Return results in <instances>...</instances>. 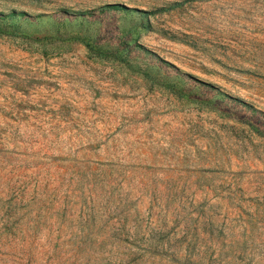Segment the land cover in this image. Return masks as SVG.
<instances>
[{
	"label": "rangeland",
	"instance_id": "obj_1",
	"mask_svg": "<svg viewBox=\"0 0 264 264\" xmlns=\"http://www.w3.org/2000/svg\"><path fill=\"white\" fill-rule=\"evenodd\" d=\"M0 264H264V0H0Z\"/></svg>",
	"mask_w": 264,
	"mask_h": 264
},
{
	"label": "trees",
	"instance_id": "obj_2",
	"mask_svg": "<svg viewBox=\"0 0 264 264\" xmlns=\"http://www.w3.org/2000/svg\"><path fill=\"white\" fill-rule=\"evenodd\" d=\"M114 8H118V7L117 6L105 7V9H114ZM9 16H10V18H13V17L28 18V16L25 13H16V12H12L11 14H9Z\"/></svg>",
	"mask_w": 264,
	"mask_h": 264
}]
</instances>
